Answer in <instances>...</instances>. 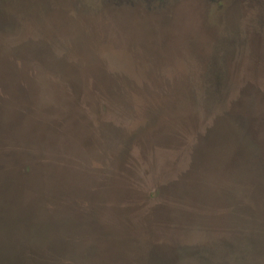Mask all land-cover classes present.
Listing matches in <instances>:
<instances>
[{
  "label": "rangeland",
  "instance_id": "374dc122",
  "mask_svg": "<svg viewBox=\"0 0 264 264\" xmlns=\"http://www.w3.org/2000/svg\"><path fill=\"white\" fill-rule=\"evenodd\" d=\"M0 264H264V0L0 6Z\"/></svg>",
  "mask_w": 264,
  "mask_h": 264
},
{
  "label": "trees",
  "instance_id": "16d2710c",
  "mask_svg": "<svg viewBox=\"0 0 264 264\" xmlns=\"http://www.w3.org/2000/svg\"><path fill=\"white\" fill-rule=\"evenodd\" d=\"M11 3V0H0V6L4 7V6H7Z\"/></svg>",
  "mask_w": 264,
  "mask_h": 264
}]
</instances>
